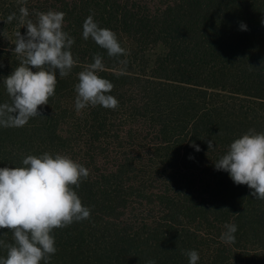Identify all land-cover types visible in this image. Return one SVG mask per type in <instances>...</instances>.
Here are the masks:
<instances>
[{"label": "trees", "instance_id": "1", "mask_svg": "<svg viewBox=\"0 0 264 264\" xmlns=\"http://www.w3.org/2000/svg\"><path fill=\"white\" fill-rule=\"evenodd\" d=\"M21 6L33 21L36 11L64 12L79 63L67 77L57 72L42 116L0 127V167H21L30 154L69 156L84 138L93 148L112 137L120 156L109 169L94 160L96 171L75 189L90 219L54 230L49 264H189V250L198 264H264V200L214 166L234 139L264 131V0H0V103H10L3 79L19 65L15 34L27 31ZM90 14L126 56L83 39ZM95 54L118 107L78 114L77 74ZM227 223L237 225L233 244L220 239ZM0 240L12 242V232L0 229Z\"/></svg>", "mask_w": 264, "mask_h": 264}, {"label": "clouds", "instance_id": "2", "mask_svg": "<svg viewBox=\"0 0 264 264\" xmlns=\"http://www.w3.org/2000/svg\"><path fill=\"white\" fill-rule=\"evenodd\" d=\"M19 11V23L27 31L15 34L13 51L19 65L3 79L10 103H0V127H23L30 119L42 116L39 106L48 105L55 95L57 77H67L79 63L71 52L75 40L63 30L64 12L36 11L33 21L27 7L21 6ZM13 19L15 13L7 17V22ZM82 29L83 39H92L109 57L127 55L116 33L100 27L93 15L85 19ZM240 29L247 30V26L241 23ZM119 63L126 65L127 61ZM104 70L103 57L95 54L93 62L77 74L74 87L78 114L89 106L118 107V100L109 94L113 83L98 74ZM122 74L123 70L117 73ZM207 143L209 150L214 148L212 140ZM192 146L200 150L199 145ZM22 165L0 167V229L12 232V242L0 240V247L7 253L0 257V264H49L57 251L54 230L90 219V208L75 190L88 178L89 169L66 154L49 152L27 155ZM214 166L226 171L236 185H247L252 197L264 200V131L249 129L234 139ZM224 228L221 241L235 243L237 225L227 223ZM185 255L189 264H198L197 251L189 250Z\"/></svg>", "mask_w": 264, "mask_h": 264}, {"label": "rangeland", "instance_id": "3", "mask_svg": "<svg viewBox=\"0 0 264 264\" xmlns=\"http://www.w3.org/2000/svg\"><path fill=\"white\" fill-rule=\"evenodd\" d=\"M83 131L85 132V130ZM102 132L106 133V130H102ZM113 150L112 137L97 142L93 148L90 147L89 141L84 138V140L81 141L80 146L70 149L71 155L69 156L94 173L96 171V165L94 163L95 159L99 161V164H97L101 169H109L119 163L120 156H116V152ZM133 153L135 152H132L131 154Z\"/></svg>", "mask_w": 264, "mask_h": 264}]
</instances>
